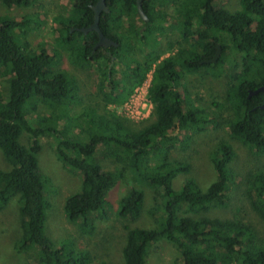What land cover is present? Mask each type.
Listing matches in <instances>:
<instances>
[{
    "label": "trees",
    "instance_id": "trees-1",
    "mask_svg": "<svg viewBox=\"0 0 264 264\" xmlns=\"http://www.w3.org/2000/svg\"><path fill=\"white\" fill-rule=\"evenodd\" d=\"M38 1L0 0V4L11 10L29 8ZM98 1L70 0L73 16L56 20L54 40L68 52L72 65L93 69L99 75L98 91L104 106L125 103L155 64L149 89L155 120L134 130L128 119L113 112L99 114L94 108L70 117L79 92L75 77L55 68V55L47 49L32 50L17 41L16 32L29 20L0 16V71L8 84L7 95L0 94V150L11 166L0 171V210L12 199L18 200L21 231L16 249L35 252L37 264L90 261L88 252L76 250L69 242L58 244L47 234L52 205L46 194L48 179L39 166L42 146L37 138L51 136L57 141V158L82 180L79 192L65 199L64 213L68 221L79 224L83 234L93 235L96 222L110 215L107 193L130 173L134 183L146 184L162 198L157 207L160 216L151 227L132 226L143 211V190L131 187L120 200L117 216L126 222L120 246L122 264H149L150 250L162 240L178 249L183 264H264V238L250 222L204 215L227 208L231 201L237 178L229 168L236 157L231 141L222 139L212 152L216 180L205 191L196 180H186L178 190L173 187L177 175H188L192 165L172 157L178 144L187 146L188 133L204 132L211 124L220 126L218 115L210 119L205 109L194 106L186 83L181 86V81L187 74L205 77L230 64L229 57L233 58L234 73L226 90V104L214 102L213 106L216 110L229 106L233 117L225 124L231 140H240L256 156L264 155V95L250 96L264 87V0H240L235 12L216 7L217 0H144L148 21L140 18L137 0H106L110 12H102L100 28L119 45L95 49L98 34L77 28L94 23L93 6ZM197 4L201 10L194 13ZM170 5L177 7L176 17L164 12ZM169 18L179 30L182 22L181 41L176 43L179 48L175 53L159 61L165 53L159 38ZM122 23L129 25L123 32ZM138 44L146 56L144 62L134 55ZM176 44L168 47L174 49ZM219 44L222 54L218 62L207 63ZM230 46L235 57L229 55ZM39 103L48 114L37 112ZM31 104L34 111L30 112ZM24 131L30 136L27 147L20 144ZM103 159L115 161L118 168L106 170ZM153 159L158 162L154 164ZM246 178L244 194L264 225V172L258 170ZM157 209L151 210L152 216H157Z\"/></svg>",
    "mask_w": 264,
    "mask_h": 264
},
{
    "label": "rangeland",
    "instance_id": "rangeland-1",
    "mask_svg": "<svg viewBox=\"0 0 264 264\" xmlns=\"http://www.w3.org/2000/svg\"><path fill=\"white\" fill-rule=\"evenodd\" d=\"M216 7L235 12L240 9V0H217ZM70 9V0H39L36 5L29 8H13L11 10H8L0 4V16L3 19L13 16L18 19L25 18L29 20L30 23L25 26L23 30H18L16 32V36L18 37V39L16 38L17 41L21 44H23V42L27 43L32 50H40L41 48L47 49L55 55V68L67 70L75 77L79 92L76 101L71 105L70 117L74 118L85 108H94L99 114L104 115L108 114V112H113L122 118L128 119L125 114V109L123 108L124 112L119 108L129 99L131 100L135 94L136 88L149 79V75L153 74L156 65L154 64V67L147 73L145 80L135 87L133 93L125 103L122 105L104 106L98 91L99 75L93 69L85 70L72 65L69 60L68 52L61 50L54 40V29L57 26L56 20L65 15L67 17H72L73 10ZM196 10H201L199 4H197L193 12L195 13ZM164 12L168 15L170 14V17H176L177 7L170 5L164 9ZM135 20L139 26L143 25L138 18H135ZM168 20L166 31L159 38L161 50L165 52L160 56L159 61L175 53L179 48V43H176L181 41L180 31L183 30L181 25L182 22L180 23L179 30L178 27H175V25L171 23V18ZM125 21L127 22L126 18ZM121 27L123 32L124 29L129 28V25L122 23ZM169 43H175V48L170 49L168 47ZM233 49L234 48L230 46L228 51L230 56L235 57L234 55L236 54ZM133 52H135L134 55L138 60L141 62L145 61L146 56L140 44L135 45ZM221 54L222 49L220 56ZM227 60L233 63V58L229 57ZM231 63L229 64V62H227L223 68L211 70L205 77L201 74H187L185 79L180 83L181 86L186 83L190 91V101L194 106L205 109L210 119L214 118L213 114L220 117V126L216 128L211 124L204 132L188 133L187 146L178 144L175 150H173V158L187 161L192 165L188 175H177L173 180V187L178 190L181 189L182 184L186 180H196L199 187L205 191L210 184L216 180V173L211 161L212 152L222 139H229L236 151V157L229 165V168L233 171L234 176L237 177L233 180L231 201L227 208L215 209L204 215L220 219L243 218L255 227L259 237L264 238V225L257 214L252 210L249 199L244 194L247 188L246 176L258 170L264 172V155L256 156L252 154L240 140L233 138L231 140L229 129L225 124L233 117L232 112L229 110V106L226 105L224 109L221 110H216L213 106L214 102L226 104V90L230 77L234 73ZM219 71H222L221 77H219ZM7 88L8 84L2 77L0 71V94L6 96ZM148 92L147 98L149 96ZM37 106L38 113H45L44 115L48 114L41 103ZM28 109L30 112L31 110L34 111L33 105L31 104ZM154 111L155 104L149 118L141 121L128 119L130 121L128 125L134 130H141L147 127L155 120ZM33 115L35 116L36 113L32 114V116ZM32 123L34 127H37L36 121L34 122V120H32ZM37 139L42 146V151L38 155L39 166L48 179L46 194L52 205L47 222V234L49 237L58 244L69 242L71 245H74L76 250L88 252L90 259L89 264H122L120 246L121 237L125 233L124 226L126 222L117 216L120 200L128 195L131 187L143 190L145 193L143 211L140 218L137 222L132 224V226L151 227L160 216L157 207L162 204V198L156 195L146 184L134 183L130 173L129 176L126 177V180L117 181L115 186L107 193L106 199L110 204V215L105 220H98L96 222V229L93 235H85L82 233L79 224L68 221L64 213L65 199L69 195L79 192L82 183L81 177L77 175L78 173L76 174L69 171L57 158V141L54 137L42 136ZM29 141L30 136L24 131L20 138V144L27 147ZM152 162L155 164L158 160L153 159ZM101 163L106 170H115L118 168L117 163L110 159H103ZM10 167V164L6 161L0 150V171L9 170ZM152 209H157L156 217L151 215ZM20 231L19 204L17 199H12L4 209L0 210V264H37L35 252H19L16 249ZM148 261L149 264H183L180 252L167 240H162L154 244L149 252Z\"/></svg>",
    "mask_w": 264,
    "mask_h": 264
},
{
    "label": "water",
    "instance_id": "water-1",
    "mask_svg": "<svg viewBox=\"0 0 264 264\" xmlns=\"http://www.w3.org/2000/svg\"><path fill=\"white\" fill-rule=\"evenodd\" d=\"M143 1L144 0H137V10L139 12L140 18L144 21H148L149 18L147 16V14L144 11L143 8ZM93 10L95 12V16H94V23L89 26L88 28H77V30L82 31L84 33H88L91 31H94L98 34V41L97 44L95 46V49L99 48V47H103V48H109V47H118L119 43L116 42L115 40L109 38L108 36H106L101 28H100V17L102 12H110L108 5L106 3V0H99L97 2V4L95 6H93ZM217 52L214 55V57L210 60H207L206 62L209 64H216L220 58V53H221V47L220 45L217 46ZM258 93H263L264 95V87H261L259 89H257L254 92L250 93V96L258 94ZM261 108H264V103L261 106Z\"/></svg>",
    "mask_w": 264,
    "mask_h": 264
},
{
    "label": "built area",
    "instance_id": "built-area-1",
    "mask_svg": "<svg viewBox=\"0 0 264 264\" xmlns=\"http://www.w3.org/2000/svg\"><path fill=\"white\" fill-rule=\"evenodd\" d=\"M152 74V73H151ZM153 79V74L149 75V79L136 88L134 96L121 106V110L124 111L126 117L130 120L141 121L150 117L154 104L147 98V92L150 89ZM149 93V92H148ZM124 108V109H123Z\"/></svg>",
    "mask_w": 264,
    "mask_h": 264
}]
</instances>
